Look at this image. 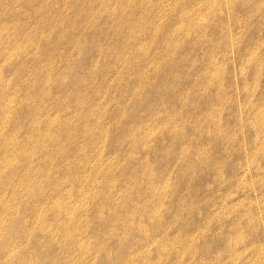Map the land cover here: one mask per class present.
<instances>
[{
    "label": "rangeland",
    "instance_id": "obj_1",
    "mask_svg": "<svg viewBox=\"0 0 264 264\" xmlns=\"http://www.w3.org/2000/svg\"><path fill=\"white\" fill-rule=\"evenodd\" d=\"M0 105V264H264V0H0Z\"/></svg>",
    "mask_w": 264,
    "mask_h": 264
},
{
    "label": "bare ground",
    "instance_id": "obj_2",
    "mask_svg": "<svg viewBox=\"0 0 264 264\" xmlns=\"http://www.w3.org/2000/svg\"><path fill=\"white\" fill-rule=\"evenodd\" d=\"M86 14H87V13H86ZM130 15H131V14H130ZM137 16H138V14H137ZM142 16L145 17L146 14H145V15H142ZM132 17H133V16H132ZM142 18H143V17H142ZM56 19H57V18H56ZM52 20H53V19H52ZM59 20H61V19H58V20H56V21H59ZM50 22H51V21H50ZM64 22H65V21H64ZM74 23H75V22H74ZM43 24H44V23H43ZM65 24H66V23H65ZM67 24H69V21H68ZM70 24H71V22H70ZM57 25H58V24H57ZM45 26H46V25H45ZM66 26H67V25H66ZM68 26H69V25H68ZM71 27H73V26L71 25ZM149 27H150V26H149ZM42 28H43V27H42ZM46 28H47V27H46ZM46 28L44 27V29H46ZM48 28H49V27H48ZM48 28H47V29H48ZM52 28H54V27L52 26ZM52 28H51V29H52ZM64 28H65V25H64ZM152 28H153V27H150V29H152ZM47 29H46V30H47ZM51 29H49V30H51ZM58 29H59V27H58ZM76 29H77V28H76ZM148 29H149V28H148ZM49 30H48V31H49ZM62 30H64V29L62 28ZM62 30L60 29V31H62ZM43 31H44V30H43ZM48 31H45V32H48ZM51 31H52V30H51ZM57 31H58V30H57ZM154 31H155V29H154ZM154 31L152 32L153 34H155ZM55 32H56V31H55ZM148 32H149V31H148ZM52 33H53V32H52ZM57 33H58V34H61V33H59V32H57ZM57 33H56V34H57ZM152 33H151V34H152ZM43 35H44V34H43ZM47 35H48V34H47ZM50 35H51V34H50ZM62 35H63V34H62ZM48 36H49V35H48ZM60 36H61V35H60ZM60 36H59V37H60ZM136 36H137V35H136ZM150 36H151V35H150ZM44 37H45V36H44ZM50 37H51V36H50ZM59 37H58V38H59ZM155 37H156V36H155ZM45 38H46V37H45ZM156 38H158V37H156ZM160 38H161V35H160ZM46 39H47V38H46ZM48 39H49V37H48ZM48 39H47V40H48ZM161 39H162V38H161ZM49 40H50V39H49ZM166 40H167V39H166ZM77 41H78V40H77ZM133 41H135V40H133ZM160 41H161V40H160ZM167 41H168V40H167ZM176 41H177V40H176ZM74 42H76V41H74ZM179 42H180V41H179ZM157 43H158V42H157ZM170 43H171V42H170ZM77 44H78V43H77ZM77 44H76V45H77ZM175 44H176V43H175ZM170 45H171V44H170ZM132 46H133V45H132ZM137 46H138V45H137ZM140 46H142V45L140 44ZM135 47H136V45L134 46V48H135ZM170 47H172V46H170ZM170 47H169V48H170ZM173 47H174V46H173ZM173 47H172V49H173ZM144 48H145V47H144ZM135 49H136V48H135ZM168 52H169V51H168ZM142 53H143V52H142ZM167 57H168V56H167ZM168 58H169V57H168ZM167 60H168V59H167ZM168 62H169V61H168ZM161 63H162V62H161ZM157 64H158V62H157ZM157 64H156V65H157ZM157 66H158V65H157ZM159 66H160V65H159ZM137 67H138V66H137ZM154 67H156V66H154ZM164 67H165V66H164ZM134 68H136V66H135ZM138 68H139V67H138ZM156 68H157V67H156ZM162 68H163V67H162ZM162 68H161V69H162ZM154 70H155V69H154ZM176 70H177V69H176ZM180 70H181V69H180ZM160 71H161V70H160ZM178 71H179V70H178ZM179 72H180V71H179ZM177 73H178V72H177ZM142 74L144 75V74H146V72H144V73H142ZM137 75H138V74H137ZM137 75H135V77H137ZM140 75H141V74H140ZM150 75H151V73H150ZM157 75H159V73H157ZM180 76H181V75H180ZM139 77H141V76H139ZM145 77H146V76H145ZM145 77H144V78H145ZM151 77H152V75H151ZM149 78H150V77H149ZM156 78H157V76H156ZM179 78H180V77H179ZM159 79H160V76H159ZM137 80H138V77H137ZM145 80H146V79H145ZM174 80H175V79H174ZM181 80H182V79H181ZM138 81H139V80H138ZM138 81H137V82H138ZM140 81H141V80H140ZM150 81H151V79H150ZM157 81H158V80H157ZM157 81L155 80V82H157ZM200 81H201V80H200ZM155 82H153V83L155 84ZM174 82H175V81H174ZM197 82H198V81H197ZM129 83H130V82H129ZM135 83H136V82H135ZM157 83H158V82H157ZM178 83H179V82H178ZM178 83H177V84H178ZM193 83H194V82H193ZM124 84H125V82H124ZM145 84H146V82H145ZM164 84H165V83H164ZM180 85H182V84L180 83ZM128 86H129V85H128V83H127V87H128ZM134 86H135V85H134ZM136 86H137V85H136ZM144 86H145V85H144ZM152 86H153V84H152ZM155 86H156V84H155ZM155 86H154V87H155ZM162 86H163V83H162ZM201 86H202V85H201ZM127 87H126V88H127ZM146 87H147V89H148V85H147ZM159 87H160V86H159ZM175 87H177V85H176ZM153 89H154V88H153ZM155 89H156V88H155ZM155 89H154L153 91H155ZM158 89H159V88H158ZM144 90H146V89H144ZM150 90H151V89H150ZM150 90H149L148 92H150ZM172 90H173V89H172ZM156 91H157V89H156ZM158 91H160V89H159ZM166 91H167V93H168V89H167ZM151 92H152V91H151ZM151 92H150V93H151ZM164 92H165V91H164ZM164 92H163V94H164ZM152 93H153V92H152ZM157 93H158V92H157ZM157 93H156V94H157ZM160 94H161V93H160ZM148 95H149V94H148ZM165 95H166V94H165ZM165 95H164V96H165ZM158 96H159V95H158ZM158 96H157V97H158ZM153 97L156 98V95L154 94ZM142 98H143V97H142ZM148 98H149V97H148ZM151 98H152V97H151ZM151 98H150V99H151ZM164 99H165V98H163V100H164ZM4 100H6V99H4ZM4 100H3V101H4ZM135 100H136V98H135ZM135 100H134V102L132 101V104H133V103L135 104ZM145 100L147 101V98H145ZM183 100H184V99H183ZM157 101L159 102L158 99H157ZM179 101H180V100H179ZM186 101L188 102V100H186ZM128 102H129V101H128ZM154 102H155V101H154V99H153V103H154ZM141 103H142V100H141ZM188 103L190 104L191 101L188 102ZM6 104H7V103H6ZM8 104H9V103H8ZM8 104H7V105H8ZM128 104H129V103H128ZM128 104H127V105H128ZM132 104L130 103L131 106H132ZM137 104H140V102H139V103L137 102ZM183 104H184V103H183ZM189 104H187V105H189ZM191 104H192V103H191ZM127 105H126V106H127ZM130 105H129V106H130ZM0 106H1V107H4L5 105H4V106H3V105H0ZM183 107H184V106H183ZM5 108H6V106H5ZM5 108H4V109H5ZM2 109H3V108H2ZM2 109H1V110H2ZM163 109H164V108H163ZM170 109H172V107H171ZM170 109H169V110H170ZM164 110H165V109H164ZM167 111H168V110H167ZM170 111H171V110H170ZM171 114H172V113H171ZM174 117H177V116H174ZM135 132H136V131H135ZM162 134H163V133H162ZM171 134H172V133H171ZM174 134H175V133H174ZM140 135H141V134H140ZM172 136H173V135H172ZM124 137H125V136H124ZM175 137L177 138V136H175ZM180 137H181V135H180ZM133 139H134V138H133ZM128 140H129V139H128ZM173 140H174V139H173ZM176 140H177V139H176ZM132 142H133V141H132ZM134 144H135V143H134ZM130 145H131V144H130ZM138 145H139V144H138ZM130 154H131V153H130ZM128 155H129V154H128ZM138 166H139V165H138ZM158 173H159V172H158ZM137 178H138V177H137ZM149 185H150V184H149ZM147 193H148V192H147ZM149 194H150V193H149ZM62 203H63V202H62ZM59 205H61V204H59ZM66 208H67V207H66ZM62 210H64V209H62ZM65 210L67 211V209H65ZM69 211H70V209H69ZM67 212H68V211H67ZM67 212H66V214H67ZM71 212H72V211H71ZM63 214H64V213H63ZM64 215H65V214H64ZM70 215H72V214H70ZM113 215H114V214H113ZM68 216H69V214H68ZM73 222H74V221H73ZM77 222H78V221H77ZM74 223H75V222H74ZM139 225H140V224H139ZM139 227H140V226H139ZM141 227H142V226H141ZM141 229H142V228H141ZM24 231H25V229H24ZM110 234H111V233H110Z\"/></svg>",
    "mask_w": 264,
    "mask_h": 264
}]
</instances>
